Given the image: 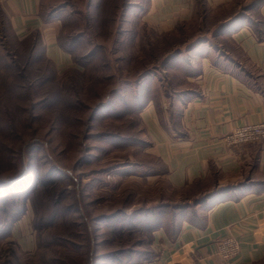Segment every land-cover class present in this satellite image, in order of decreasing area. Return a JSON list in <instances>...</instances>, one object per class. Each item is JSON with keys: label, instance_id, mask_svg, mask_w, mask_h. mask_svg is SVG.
Listing matches in <instances>:
<instances>
[{"label": "rangeland", "instance_id": "1", "mask_svg": "<svg viewBox=\"0 0 264 264\" xmlns=\"http://www.w3.org/2000/svg\"><path fill=\"white\" fill-rule=\"evenodd\" d=\"M62 4L67 1L39 0V12L45 16ZM101 4L99 0L93 13ZM207 19L169 34L125 23L138 32L140 47L134 42L109 54L113 45L110 40L105 42L106 49L85 66L89 78L80 80L74 75L66 83L65 87L70 91L73 87L78 96L70 93V99L63 97L58 104L62 107L55 110L57 105L51 96L46 100L44 95L29 114L27 97L9 101V114L22 126L15 123L12 136L0 133V183L15 179L27 167L31 170L14 185L0 189V264H91L96 255V264H132L131 260L152 249L151 233L158 224L154 213L163 211L165 204L172 206L186 199L192 202L198 192L208 188L199 184L186 191L176 190L160 176L162 165L145 144L141 112L135 109L132 93L126 96L125 105L114 103L109 115L101 110L93 116L97 103L108 99L109 90L126 77L128 60H122V56H129L130 50L139 55L130 69L134 74L178 48L185 55L186 44L195 39L198 30L211 29L214 20ZM69 28L64 29L65 34ZM99 39L97 35L92 37L93 46L102 43ZM67 41L62 39L63 43ZM27 49L28 45L19 44L3 28L1 73L11 71L12 61L22 64ZM102 58L109 61L110 69L100 68ZM35 67L32 65V72ZM157 85L156 95L161 100L163 91ZM77 99L86 107H81ZM147 175L154 180L146 181ZM136 229L138 233L127 232ZM113 252L115 259H120L117 263L110 259Z\"/></svg>", "mask_w": 264, "mask_h": 264}, {"label": "crops", "instance_id": "2", "mask_svg": "<svg viewBox=\"0 0 264 264\" xmlns=\"http://www.w3.org/2000/svg\"><path fill=\"white\" fill-rule=\"evenodd\" d=\"M202 8L209 18L219 15L213 30L243 16L222 38L189 51L188 93L174 100L175 112L164 100L149 101L141 117L170 187L209 180L230 187L204 204L201 222L179 218L171 234L158 227L153 256L141 264H264V142L226 147L221 140L241 125L264 123V0H146L140 20L157 33H170L199 21ZM0 10L17 41L38 32L58 71L74 66L56 38L60 22H42L39 0H0ZM225 236L240 242L239 254L226 261L216 253Z\"/></svg>", "mask_w": 264, "mask_h": 264}, {"label": "trees", "instance_id": "3", "mask_svg": "<svg viewBox=\"0 0 264 264\" xmlns=\"http://www.w3.org/2000/svg\"><path fill=\"white\" fill-rule=\"evenodd\" d=\"M66 1L67 4H62L51 9V11L45 16H42L39 12V16L42 22L45 24L56 20L60 22V27L57 30L56 38L61 49L72 56L74 66L65 68L61 71V73H59L52 61L45 56L44 47L38 32H32L27 38L18 41L19 44L24 43L28 45L26 59L22 64L17 65L15 64V61H12L11 63H13V67L10 63L9 68H11V71L7 72V74L1 73L0 66V115L4 117L3 120H0V133L6 135V137L13 135L15 123H18L20 126H22L20 124V120L12 118L6 108V105L11 99L17 98L21 100V95H23L25 99L27 97V105H25V107L27 112L30 114L35 109L38 100L42 99L41 96L45 95L47 100V95H50L52 102L57 105L55 107L56 110L58 107H62L58 104L63 101V97L68 100L70 99V93L75 95V89L73 87L71 91L67 88L68 86L65 87L66 83L68 85L69 80L72 79L74 75H77L80 80L89 78V75L86 73L87 71L85 66L97 56L99 51H104L106 49L105 42L110 40V44L113 45V51L111 49L109 54L120 52L119 49L122 50V47L129 48L131 44H134V42H136L138 48L140 47L139 41L141 39L138 37V32L133 28L128 29L127 25L124 26L125 23H129V25L138 24L143 26L145 29L153 31L140 20V13L144 10L146 0H140V2H138V0H118V3L117 0H102L101 7L97 10V13H93V8L96 7V4L99 2V0ZM107 9H109L107 12L108 16L105 14V10L107 11ZM203 10L204 8H202L201 11L202 24L208 21V16L203 14ZM217 16L219 17V15ZM217 16L210 17V19L214 20L213 25L218 21ZM242 16L243 13H240L239 15L235 16L234 19H231L227 24L217 26L215 30H213L212 27L208 31L204 30L203 27L201 28V31L197 29L199 34L195 36L194 40L186 44V47L183 50L186 52L185 55H183L182 50L178 48L170 53H166V55H164L160 60L151 62L150 67H145L141 71L134 72V74L130 72V69L133 68L137 62V59L140 57L137 53H131L130 50V53H128L129 56H122L121 58L122 60H128V67L125 72L126 77L118 82L117 88L109 90L107 96L108 99L105 98L101 102L97 103L93 116L96 117L101 110H103L101 111L103 115L106 112L107 115H109L110 110L113 111L112 105L118 101L125 105L126 96H129L130 93H132L136 98L135 109L137 112H141L149 101L161 102L162 100L165 101L166 109H168L169 112H175L174 100L176 98H183V96L188 93L186 87L189 86V83L186 81V76L189 75L187 67L189 65H186V57L189 51L203 42L213 43L214 39L219 37L222 38V35L225 33V31L228 30L233 23L240 20ZM106 24H110V26L105 30L102 29ZM192 24L193 23L180 24L175 28L174 31L170 33L181 31L187 25ZM67 26H70V28L67 29L65 34L64 29L67 28ZM3 28L6 30V32H9L7 20L0 10V31H2ZM208 33H210V36L207 35ZM95 35L100 38L99 40H102V43L98 42L93 46L94 42L92 37L94 38ZM62 37H65L68 41L63 43ZM80 47L84 48L81 51H78ZM75 52L79 54H75ZM0 57L3 56L0 55ZM118 61H120V58ZM108 62L109 61L102 58L100 62V68L102 67L104 69H110ZM32 65L37 67H35L36 69H34V72L31 71ZM155 81L156 86L154 87ZM157 82L161 86V91H163V98L161 100L158 99L160 95H156L158 92L157 86H159L157 85ZM83 87L86 88L85 82ZM156 87L157 89H155ZM76 101L81 107H86L85 103H82L78 99ZM7 121H9V123ZM139 121L143 125L142 120L139 119ZM142 130L144 135L147 137L144 125ZM144 141L145 144L150 148L151 146L148 137L147 140ZM155 158L161 163L157 157ZM161 165V173H163L165 168L162 163ZM29 170H31V167H27L17 177H15V179L0 183V189L14 185L16 182L23 179ZM39 182L44 184V180L39 179ZM199 184L208 188L202 192H198V194H196L197 196H194L195 199L192 202H188L186 199L185 201L172 206L165 204L162 205L164 207L163 211L154 213V218L158 219V224H156V226L153 228V231L158 227L163 226L166 233L171 234L176 230V227L178 226L177 219L179 218H185L194 222L197 220L198 223L201 222V218L197 215L200 213L199 211L204 208V204L215 197L228 192L230 187H217L214 185V182H211L210 180L197 181L189 187H196L194 185L199 186ZM189 187H186L182 190L186 191V189ZM101 219H104V217H101L100 220ZM119 230L120 228H118L116 231ZM127 232L128 234L138 233L137 229L136 231L129 230ZM115 254L116 253L113 252L112 258L110 259L116 261L117 263L120 259H115ZM97 256L98 255L95 256L91 264H96ZM152 256L153 252L151 249H149L148 251L141 253L140 258L134 259L135 261L131 260L130 262H134L132 264H141L144 260ZM98 260H102V258H98Z\"/></svg>", "mask_w": 264, "mask_h": 264}, {"label": "built area", "instance_id": "4", "mask_svg": "<svg viewBox=\"0 0 264 264\" xmlns=\"http://www.w3.org/2000/svg\"><path fill=\"white\" fill-rule=\"evenodd\" d=\"M226 147H236L244 143L264 142V123L245 124L236 127L221 138ZM240 252V242L231 236H225L216 243V253L222 260L235 258Z\"/></svg>", "mask_w": 264, "mask_h": 264}]
</instances>
